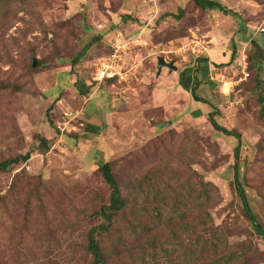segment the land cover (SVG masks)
<instances>
[{
    "label": "rangeland",
    "instance_id": "374dc122",
    "mask_svg": "<svg viewBox=\"0 0 264 264\" xmlns=\"http://www.w3.org/2000/svg\"><path fill=\"white\" fill-rule=\"evenodd\" d=\"M216 1L227 15L192 0H0V160L31 152L0 174V264H91L106 161L128 202L95 233L108 264H221L228 252L264 264L234 190L237 139L207 117L214 107L239 134V178L264 228V0ZM247 39L261 62L248 59ZM115 44L118 74L98 83ZM232 44L233 62L197 89L207 104L178 91L176 71L157 70L158 58L181 70Z\"/></svg>",
    "mask_w": 264,
    "mask_h": 264
},
{
    "label": "trees",
    "instance_id": "16d2710c",
    "mask_svg": "<svg viewBox=\"0 0 264 264\" xmlns=\"http://www.w3.org/2000/svg\"><path fill=\"white\" fill-rule=\"evenodd\" d=\"M194 4L200 8L203 11H214V12H219L223 15H227L229 13V10L224 8L222 4L216 0H192ZM182 10L178 9L177 10V15L178 17L181 16ZM166 17H172L174 18L175 15L166 13L164 14ZM242 27L239 26L238 30ZM262 34V33H260ZM169 38H165L164 40L167 41ZM248 39L245 40V43H247ZM233 45V49L230 52L228 61L226 63H215L212 62L210 64V70L213 72L215 70H218L221 67H225L230 65L235 57V45ZM264 49V48H263ZM262 49V50H263ZM83 52H80V54L76 57V59H79L81 55H83ZM262 54V53H261ZM262 55L260 57V60L258 62H261ZM248 59L250 62L252 61L251 57L248 56ZM207 58H199L197 60V64L187 68L186 70L182 71L179 73L178 77V83L182 90L190 93L192 98L198 102V103H203L207 104L208 102L201 97L196 95V90L198 89L199 85L201 84V81L208 82V70H209V65H206L207 63ZM254 62V61H253ZM255 65H258L254 63ZM204 72L205 75L202 76V78H198L197 74L200 72ZM114 78L111 79H105L106 81L110 82L113 81ZM58 98H56L54 101H57ZM49 110H51V107L47 110V118L49 114ZM262 112H264V103L262 104ZM217 115V110L214 107H211V111L208 112L207 117L208 120L211 124V126L218 132L223 133L224 135L232 136L237 139V145L234 148V157H235V163L233 165V173H234V190L237 194V198L239 200L242 212L246 218V220L249 222L251 228L254 230L255 235H257L259 238H261L264 241V228L260 224V222L257 221L255 210L253 209L252 205L249 202V199L245 193L244 187L240 181L239 178V172H238V164L237 160L239 157V152H240V136L239 134H236L234 131H228L225 128L221 127L217 122L215 121V116ZM198 117V116H196ZM50 125H52L51 121L49 120ZM93 132V129H90ZM76 138V137H74ZM39 149L42 152H46L49 148L47 145V141L42 139L39 144H38ZM31 156V152H27L25 154H17L13 157H7L5 159L0 160V174L6 173L8 170L23 165L25 164ZM98 172L101 175V178L104 182V184L107 186L109 190V201L106 205H102L100 209L96 212L97 216H100L102 219V223L97 226V229H92L90 230L88 236H87V250L88 253L92 256V263L91 264H108V259L103 255V252L98 244V241L95 238V233L99 230L108 232L111 230L113 227L114 223V218L118 216L119 212H121L124 208L127 207L128 202L127 198L122 195L120 185L118 181L115 179L114 174H113V168L111 165V162L106 161L102 164H100L97 168ZM143 191V190H142ZM188 223V222H187ZM183 225L180 227L182 229ZM142 231H144V236L143 240L146 241V236H148L149 233H151L153 230H149L148 228H145L143 226ZM140 233H136V241L137 238L139 240ZM145 247L147 246V243H145ZM213 249H216V245L210 246ZM131 250H127V254L131 257V254L134 252L133 247H131ZM143 249V248H142ZM135 253L140 254L141 253V248H139ZM229 254L226 256L227 258L225 259H220L218 263L221 264H244L243 261H240L238 257L235 256L234 253L228 252Z\"/></svg>",
    "mask_w": 264,
    "mask_h": 264
},
{
    "label": "built area",
    "instance_id": "2783aa9c",
    "mask_svg": "<svg viewBox=\"0 0 264 264\" xmlns=\"http://www.w3.org/2000/svg\"><path fill=\"white\" fill-rule=\"evenodd\" d=\"M257 32L264 33V23L257 29ZM114 47L115 50L111 55V57L100 63L99 68L96 69L94 81L100 83L105 79L114 78L118 74V67H119L118 61H120L118 59L119 58L118 52H120L124 46L115 44ZM203 50L206 51L205 48H203ZM242 59H244L243 61L244 64L246 65V61H245L246 56L243 55ZM164 62H166V60H164Z\"/></svg>",
    "mask_w": 264,
    "mask_h": 264
},
{
    "label": "crops",
    "instance_id": "0c3cea01",
    "mask_svg": "<svg viewBox=\"0 0 264 264\" xmlns=\"http://www.w3.org/2000/svg\"><path fill=\"white\" fill-rule=\"evenodd\" d=\"M242 28V27H241ZM250 39V38H249ZM248 39V41H247V43H249L251 40H249ZM247 43H245V44H247ZM257 43V42H256ZM245 47H246V45H245ZM168 48H171V46L169 45V47ZM155 49H156V47H155ZM220 51L221 50H217V51H215V52H213L212 54H211V56H213L212 58H210L209 56H205V57H202V58H207V63H206V65H209V70H208V82H211V81H213V74H214V76H217V73H216V70L213 72L212 70H210L211 68H210V64L212 63V62H215V63H226L227 61H228V58H229V55H227L225 52L224 53H220ZM161 53H166V54H171V53H173L172 52V50L171 49H168V50H166L165 48H164V50H161ZM176 53V52H175ZM207 53H209V52H207ZM241 53H243L242 54V56L244 55V56H246L245 55V53H244V50H242V52ZM164 60V59H163ZM166 60V59H165ZM167 62V61H166ZM167 63H169V62H167ZM173 63V62H172ZM174 64V63H173ZM197 64V63H196ZM174 66H175V64H174ZM176 67V66H175ZM187 68H189V66H184V67H182V68H180L181 70H177L176 72L178 73V77H179V73L180 72H182V71H184L185 69H187ZM205 75V73L202 71V72H200V74L198 73L197 74V77L198 78H202V76H204ZM213 83V82H212ZM235 83H237V82H235ZM224 84V83H223ZM223 84L221 85V90H223V91H225L224 89H223ZM227 84V83H226ZM229 86V85H228ZM178 87H179V89H178V91L179 92H182V93H185V94H189L190 95V93H188V92H186V91H184V90H182V88L180 87V85H179V83H178ZM227 92L228 91H231V88L230 87H228V89L226 90ZM196 92H197V90H196ZM225 93L223 92V95H224ZM227 94V93H226ZM197 95V94H196ZM191 96V95H190ZM192 97V96H191ZM224 97V96H223ZM195 103H197V104H200V103H198V102H195ZM210 107V106H209ZM94 129V128H93Z\"/></svg>",
    "mask_w": 264,
    "mask_h": 264
},
{
    "label": "water",
    "instance_id": "95a60500",
    "mask_svg": "<svg viewBox=\"0 0 264 264\" xmlns=\"http://www.w3.org/2000/svg\"><path fill=\"white\" fill-rule=\"evenodd\" d=\"M250 57L252 61L258 62L261 57L262 53V47L256 43L254 40H251L248 43ZM33 66H35V62H33ZM165 67L168 69L169 72L177 71V68L174 66L172 62L166 63L162 58L157 59V70L160 72V70Z\"/></svg>",
    "mask_w": 264,
    "mask_h": 264
}]
</instances>
